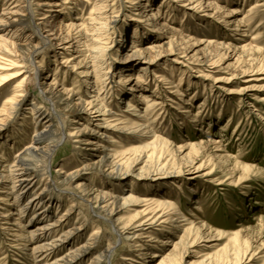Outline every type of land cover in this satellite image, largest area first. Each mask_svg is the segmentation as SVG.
Instances as JSON below:
<instances>
[{
    "label": "rangeland",
    "instance_id": "1",
    "mask_svg": "<svg viewBox=\"0 0 264 264\" xmlns=\"http://www.w3.org/2000/svg\"><path fill=\"white\" fill-rule=\"evenodd\" d=\"M7 2L13 8L18 5L14 0ZM23 2L22 5H27L26 0ZM154 2L157 15L162 16L163 22L184 33L188 39L178 49L173 42L163 39L164 33L152 31L154 21L146 18L132 21L139 18L128 11V4L123 3V0H116L114 16L118 18L115 23L110 24L104 41L109 46L105 61L116 67L109 70L110 78L106 82L112 84L105 88L102 72H96L97 80L84 75L87 71L94 72L89 68L94 59L84 60L76 53L75 50L81 49L77 43L60 41L65 36L64 32H60V23L70 18L90 19L96 11L98 0H72L66 11H62L53 23L41 26L42 37L39 35V38L32 40L33 44L39 43V61H42L47 71L56 70L53 84L79 90L89 101L92 99L88 94L103 87L102 102L113 113L109 118L129 119L137 123L140 117L134 115H145L144 119L149 120L154 132L167 140V147L172 150L171 155L166 151L156 153L151 150L154 157L143 164V157L150 153V149L135 155L136 161L130 162L131 170L127 174V180L123 182H119L115 176H108L106 170L89 167L103 149L98 151L90 146L86 148L67 137L66 134L73 130L74 124H88L59 107H56L58 113L54 111L53 105L38 87L40 72L33 64L27 65L31 78L27 84L29 93L26 100L12 117L3 119L4 116H0V151L5 154L6 163L10 164L16 154L19 156L20 151L31 149L32 140L39 132H47L46 124L35 118L29 111L28 104L36 103L47 114H59L62 119L60 121L57 118V125L63 136L59 137L60 145L52 154L47 175L52 186L48 189L42 183L36 192L46 190V195L53 197V203L49 206L45 203L39 209L49 210L54 220L63 217L58 234L79 229L75 234L72 233L69 243L61 249H54L49 261L65 256L70 249H81L92 243L93 250L76 264H91L95 259L103 257L109 245L110 253L105 256L103 264H136L134 260L139 258V254L135 248H131L129 242L120 240L106 219L107 213L98 210L94 202L98 194L125 197L132 193L129 192L132 189L139 195L150 193L164 197L172 193V200L179 212L197 222L202 239L187 247L181 258L183 264H218V261L219 264H235L239 258L243 259L241 264H264V0ZM2 7L3 5L0 6V15L4 13ZM233 9L238 13H234ZM39 18L40 16H36V19ZM236 19L242 22L239 27L232 23ZM146 20L149 25H145ZM55 30H58L57 33ZM34 32L37 33L34 26L29 27L24 38H19L17 42L25 46L30 41V33ZM131 38H135L134 43H139L140 46L154 41L164 42L160 46L164 57L158 63L160 66L153 70L163 73L175 83V87L151 81L146 85L148 90L143 91L149 97L144 101L138 98L141 94L130 91V84L120 83L119 73L124 66H133L130 67L131 70L128 68L125 71L128 78L136 76L135 74L140 76L138 68L143 67L137 61H127L125 64L124 58ZM64 47L69 49L67 53L62 49ZM193 50L194 53L191 52ZM68 58L70 61L66 63ZM207 59L215 63L210 65ZM98 61H101L100 57ZM0 74L3 77L9 73ZM17 81L18 79H11L1 87L0 114L6 109ZM131 94L135 96L130 98ZM156 96L160 98V102L156 100ZM128 101L140 112L123 113L126 110L124 104ZM156 101L159 104H155ZM148 107L150 111H147ZM98 118L97 120H101ZM96 124L99 123L95 121L93 127ZM103 131L91 139L100 140L102 145L108 147L107 150L116 147L112 143L116 141L122 142L129 149L141 146V137L110 129ZM216 140H221L224 145L221 151L213 147L212 143ZM180 149H185L187 154H182ZM107 150H104L105 153ZM140 160L142 161L139 162ZM161 162L169 164L168 168L171 169H159ZM200 163L201 166L206 164L205 171H196L194 165ZM174 168L175 171H181L180 175L167 177ZM207 173L213 175L204 176ZM63 176H66L64 181ZM126 183L130 188L123 187ZM89 188L92 194L87 193ZM94 192L96 195L92 197ZM0 195L6 200L3 193ZM29 197L30 195L20 201H13L15 205H5L2 201L0 208L13 210L24 207ZM0 212L5 211L0 209ZM32 214L29 212L23 217L13 216L26 227L28 235L37 226L36 223L32 226L28 224L32 220ZM120 216L119 214L118 217ZM4 226L3 224L0 228V264H32L28 256L30 250L23 251L14 247L13 232L9 233ZM156 232L161 240L167 238ZM96 233L98 238H95ZM180 233L182 231L179 229L177 234ZM48 239L49 237L41 238L37 241V246L48 242ZM161 245L163 246L159 244L158 248H162ZM171 250V246L167 245L155 254H165ZM155 256L144 264H152Z\"/></svg>",
    "mask_w": 264,
    "mask_h": 264
},
{
    "label": "bare ground",
    "instance_id": "2",
    "mask_svg": "<svg viewBox=\"0 0 264 264\" xmlns=\"http://www.w3.org/2000/svg\"><path fill=\"white\" fill-rule=\"evenodd\" d=\"M7 1L8 0H0V6L3 5L2 8L4 12L0 15V73L8 72L9 74L3 77L0 74V90L1 87L11 79H18V81L15 84L12 96L7 102L6 109L0 114V116H4L3 119L15 115L20 106L26 100L29 93L27 84L31 78L30 74H28L29 70L27 65L33 64L38 67L40 72V82L38 87L42 93L47 96L48 100L53 105L54 111L58 113L56 107H59L60 110L74 114L78 119L86 121V124H88V126L80 122L76 125L74 124L73 130L66 134L67 137L74 139L78 145L85 146L86 148H89L88 146H90L91 148L98 149V151L103 149L97 156L96 161H93L89 167L106 170L108 176H115L119 179V182H123L127 180V174L131 170L130 162H133V160L136 161V159H134L135 155L150 149V153L144 155L142 164L154 157L151 150H155L156 153L166 151L171 155L172 150L168 149L167 140L159 137L154 132L149 120L144 119L145 115H134L140 117V121H137V123L129 119L122 120L121 118H109L113 113L111 109L107 108L102 102L101 93L103 92V87L97 91L94 90V93L91 95L88 94V97L92 99L89 101L81 95L79 90L64 88L57 84H53L56 70L54 69L53 72L47 71V68L42 61H39L40 56L37 57L38 55H41L37 53L40 48L39 43L33 44L34 40L32 39L39 38L38 36L42 33L41 26L44 25L46 27V25L53 23L54 20H56L55 18L62 14V11H66L68 5L72 3V0H26L25 4L27 5L25 6L22 5L24 3L23 0H14V2L18 4L17 6H14V8L11 4H8ZM115 3L116 0H98L96 11L90 19H79L78 17L73 18L72 20V18H70L69 20L60 23V32L62 31L65 33V36L62 37L60 41L67 43L66 40H68L77 43V46H80L81 49L75 50L76 53L80 54L84 60L87 58L94 59L92 65L89 66L90 70H94V72L87 71L84 75L92 76L93 79L97 80L96 72H102V75L104 76V88L105 86L107 87V85L109 86L112 84V82L107 83L106 81L110 78L109 70L112 68L115 69L114 67H116L114 64L105 61L109 46L104 42L106 36L105 33H107L110 24L115 23L118 18L114 16L116 13L114 7ZM123 3L128 4V11L136 18H139L133 19L132 21H138L143 18L148 19V21H154V28L152 31L155 30L164 33L163 39H165L166 42H173L177 48L179 47L181 49V43L188 39L184 33L171 28L163 22L162 16L159 17L157 15V11L155 10L157 6H155L156 4L154 0H123ZM234 13L238 12L234 10ZM36 16H40V18L36 19ZM114 17L116 18L114 19ZM50 19L52 20L50 21ZM74 19H79V21ZM37 20H40L41 22H37ZM84 22H86V24ZM145 22V25H149L147 20ZM240 22L236 19L232 23H234L236 27H239ZM30 25L34 26L37 33H30V41L23 46L20 42H17V40L19 38H24L25 31L31 27ZM57 31L58 30H55L54 32L57 33ZM246 35L244 34V36ZM40 36L42 37V35ZM134 39H130L131 42L129 44L128 53L125 54L126 58H124V61H126L125 64H127V61L128 63H136L134 61H137L142 63L143 67L139 66L138 68L141 72L140 76L135 74L136 76L133 75L128 78V76L125 75V71L133 66L132 64L129 67L124 66V69L119 73L120 83L127 85L130 84V91L141 94L138 98L144 101L148 100L149 97H147L143 91L148 90L146 85L151 81H154L158 85H173V87H175V83L165 77L163 73L157 72V69L153 70L160 66L158 63L164 57V52H161L160 47L164 42L157 43L154 41L140 46L139 43H134ZM242 46L241 48L243 49L244 47ZM62 49L66 53L69 51L67 47ZM174 51L175 48H173V52ZM184 51L186 52V50ZM194 51L195 50L191 52L194 53ZM241 51L242 50H240V52ZM192 53L189 55L192 56ZM59 54L62 55L63 53ZM99 57L101 61H98ZM69 61L68 58L66 63H69ZM206 61H208L210 65L215 63L213 60L209 61L207 59ZM72 66L74 67V65ZM152 78L153 80H151ZM111 87L112 86H110V88ZM133 96L135 95L131 94L130 98H133ZM156 97V100L159 101L160 98L158 96ZM158 101H156L155 104H159L160 101ZM28 105L29 111L35 116V118L43 120L46 124L47 132H39L32 140L31 149L20 151L19 156L16 154L10 164L6 163L7 159L5 158V154H2L0 151V193H3V196L6 197L5 200L4 197H1L0 195V202L3 201L2 203L5 205H13V201H20L30 195L26 200V205L24 207H19L13 210H7L4 207L0 208L5 211L0 212V228L4 224L5 230L9 233L13 232L14 247L20 248L23 251L30 250L28 256L30 257L32 264H76L79 259L88 255L93 250L92 243L86 244L85 247L81 249H70L65 256L57 257L54 261H49L54 249H61L63 245L69 243L71 236H73L79 228L58 234L57 232L60 228L63 217L54 220L51 218L52 216L48 212L49 210L46 211L44 209H39V207L45 203H47L48 206L53 203V197H48L46 195V190L36 192L42 183L48 189L52 186L47 175L52 163V154L60 145L61 139H59V137L61 135L63 136L57 125V118H59L60 121H62V119L57 113L56 116L53 114H47L44 109L36 103ZM124 105L126 106V110H124L123 113H131V111L140 112L130 101L126 102ZM147 111H150L149 107ZM98 117H100L101 120H97L99 119ZM120 117L123 118V116ZM0 120H2V118H0ZM94 120L99 124H96L93 127L95 123ZM155 121H157V118ZM103 129L119 131V133L124 132V134L130 133L134 137H141V146L140 148L129 149L126 148L122 142L116 141L112 142L114 145L116 144V147L107 150L106 148L108 147L102 145L100 140L91 139L92 136L101 133ZM220 141L221 140L213 141L212 144L215 150L221 151L223 144H221ZM100 147L102 148L100 149ZM185 149H180L182 154H187ZM104 150H107L108 152L105 153ZM141 161L142 160L139 162ZM166 161L168 162V160ZM195 165L194 167L196 171H205V163H203L202 166L201 163ZM161 167L167 168L168 171L171 169L168 168L169 164H162V162L160 163L159 169H161ZM58 173H62V171H58ZM180 173V170L175 171L174 168L167 177H177ZM212 175V173L204 174L206 177H211ZM63 177L62 181L65 180L66 176ZM154 186L155 185H151V187ZM123 187L130 188L127 186V183L124 184ZM178 188L180 187L178 186ZM129 192L132 193L125 197L101 193L94 199V202L98 210L107 213L108 218L106 219L113 226L120 240L129 242V246L135 248L137 254H139V258L134 260V263H147L151 257L156 255L155 252L170 245L171 249L174 251L171 250L165 254L164 252L158 253L152 264H183L181 258L184 256L187 247L196 244L202 239L201 228L197 226V222L179 212L176 204L172 200V193L162 197L159 196V194L155 196L150 193L139 195L132 189ZM87 193L92 194L91 188L87 189ZM95 195L96 193L94 192L92 197H95ZM29 212H32L33 214L31 218L32 220L28 224L32 226L36 223L37 226L35 225L36 228H32V231L28 235V230L22 225V223L18 222L17 217L26 216ZM119 214L121 215L120 217H118ZM14 215L17 217L13 218ZM192 216L198 218L195 214H192ZM158 227L160 228L158 229ZM179 229L182 233L177 234ZM156 231L160 234L166 235L167 238L161 240L159 237L160 235L157 234ZM21 232H23L24 235ZM97 236L96 233L95 238H98ZM45 237H49L48 242L37 246V241ZM159 244H163V246H160L162 248H158ZM106 248L107 250L103 257L95 259L91 264H103L105 256L110 253L111 249L110 245ZM242 261L243 259L239 258L235 264H241Z\"/></svg>",
    "mask_w": 264,
    "mask_h": 264
}]
</instances>
